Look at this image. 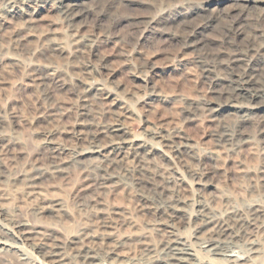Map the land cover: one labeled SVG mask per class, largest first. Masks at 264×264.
<instances>
[{"label": "rangeland", "instance_id": "obj_1", "mask_svg": "<svg viewBox=\"0 0 264 264\" xmlns=\"http://www.w3.org/2000/svg\"><path fill=\"white\" fill-rule=\"evenodd\" d=\"M65 2L73 5L74 17H66L60 0H0V146L6 150L3 163L8 173L15 176L36 164L51 165L48 142L81 150L89 143L86 122L117 121L135 145L153 144L149 168L161 175L173 173L171 187L187 202L189 213L202 202L220 211H247L251 204L264 208V83L246 85L244 96L231 103L215 90L227 85L230 73L218 61L228 51L223 31L233 16L227 12L235 10L239 42L254 35L264 42V0ZM201 55L214 65L207 76ZM263 56L249 57L240 67L254 64L264 79ZM89 84L93 88L87 91ZM201 103L220 114L202 112L197 109ZM220 126L237 130L233 142L218 141ZM167 132L178 142L187 141L192 152L163 155L168 148H163L162 136ZM99 138L104 140V135ZM86 181L77 165L46 173L38 181L41 195L28 199L20 182L2 177L0 239L6 238V228L20 235L19 227L8 222L13 212L17 219L39 226L50 241L84 232L98 254L97 264H151L144 244L160 243L168 226L192 241L201 235L187 217L153 224L128 183H113L94 193ZM95 194L101 203L81 210L79 204ZM53 198L61 199L68 212L52 217L30 211L33 200ZM95 209H104L115 221L107 233L101 234L96 226L101 219ZM250 229L258 254L245 247L238 250L246 264H261L264 220ZM111 246L115 253H109ZM23 251L28 257L0 251V264H54L30 244ZM200 254L211 258L204 251ZM83 261L75 257L72 263L87 264Z\"/></svg>", "mask_w": 264, "mask_h": 264}, {"label": "bare ground", "instance_id": "obj_2", "mask_svg": "<svg viewBox=\"0 0 264 264\" xmlns=\"http://www.w3.org/2000/svg\"><path fill=\"white\" fill-rule=\"evenodd\" d=\"M65 1L60 0V5L65 10L66 17H74L73 5ZM234 11L227 12L226 16H231L230 18L233 16V20L227 27L228 29L223 31V42L227 44L225 46H227L228 51L225 53L224 59L218 60L223 70L230 72L227 77L228 83L223 88L218 87L215 89L219 98L224 97L230 103L244 96L243 89L246 85L258 82L264 83V79H261L262 76L258 77L256 65L250 64L246 67H240L247 58L264 55V42L259 41L255 35L252 37L253 39L251 38L252 40L250 39L246 42L238 41L236 30L241 26L234 27L236 22V16H234L236 13ZM242 15L244 16V13ZM238 17L242 18L240 14ZM205 57L201 55L199 59L207 76L214 65L206 62L207 59L205 60ZM235 67L240 68L236 73H233ZM92 88V85L89 84L87 91ZM197 106V109L202 112H209L210 115L220 114V110L210 106L209 103H201ZM85 125L89 127L87 132L89 143L81 150L71 151L69 148L55 142H48L47 144L52 147L53 151L51 165L36 164L37 166L15 176H11L4 166L3 156L6 150L0 146V179L3 177L14 182H20L23 193L28 199H38V195H41L38 189V181L46 173L63 172L66 168L77 165L87 180V188L94 193L110 188L113 183H128L140 201V207L145 212L151 213L154 218L153 224L167 225L185 217L196 223L197 232L201 234L200 236L196 235L197 241L181 236L177 229L170 225L160 243H145L146 259L151 264H215V261H220V264H246L238 248L245 247L247 251H251L253 254L258 252V245L255 240L250 238V227L255 226L259 220H264L263 207L251 204L252 206L250 205L247 211L239 208L220 211L211 208L206 202H202L194 212L189 213L187 202L180 199L171 187L174 181L173 173L169 172L168 175H161L149 168L148 155L152 153L151 149H156L151 142L143 141L135 145L132 140L126 137L127 131L125 127L117 121L99 123L97 125L92 122H86ZM237 134L238 132L235 128L224 126L218 132L217 138L220 142H233ZM100 135H104V140L99 138ZM162 137L165 142L163 148H168L164 151L162 150L163 155L166 156V152H192L193 147L187 141H176L175 136L170 132L165 133ZM1 141L2 137L0 135ZM177 179L184 180L183 177H178ZM33 201L29 209L34 216L48 214L52 217H59L68 212L65 203L58 198ZM93 203L95 206L101 203V198L98 194L92 196L88 201L80 203L79 206L81 210H84ZM2 208L4 207L0 205L1 210ZM95 208L97 209V207ZM96 209L93 212L101 219L96 226L101 234L107 233L109 229H112L115 221L104 209ZM8 222L10 225L19 227L21 232L19 237H16V234L12 233L13 230L11 231L5 227L7 229L5 231L6 238L0 239V251H13L25 254L28 257L23 251L24 245L27 243L33 246L37 252L42 253L44 257L51 258L54 264H73L72 261L75 257L84 260L87 264H97L98 254L95 252L94 246L85 241L84 232H80L71 239L64 240L55 237L54 240L50 241L39 226H32L28 219H17L13 212L8 214ZM69 248L72 250L71 253L68 252ZM115 250L112 246L108 248L110 254L115 253ZM203 251L209 253L210 260H205L201 256L200 253ZM40 264L47 263L40 261ZM112 264L122 263L116 261ZM261 264H264V259Z\"/></svg>", "mask_w": 264, "mask_h": 264}]
</instances>
